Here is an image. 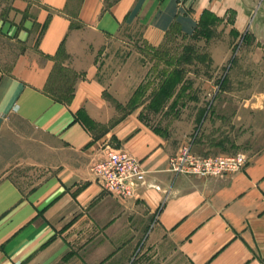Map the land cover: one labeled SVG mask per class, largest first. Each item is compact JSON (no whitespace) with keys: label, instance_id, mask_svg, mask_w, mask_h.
<instances>
[{"label":"crops","instance_id":"1","mask_svg":"<svg viewBox=\"0 0 264 264\" xmlns=\"http://www.w3.org/2000/svg\"><path fill=\"white\" fill-rule=\"evenodd\" d=\"M258 4L11 3L0 20V137L3 130L18 135L47 171L28 190L0 179V264H264V147L224 175L174 173L170 160L183 146L139 112L121 114L113 106L99 61L129 33L157 46L213 20L252 35L264 56ZM54 85L70 92L60 97ZM112 148L147 171V185L132 198L103 190L92 170Z\"/></svg>","mask_w":264,"mask_h":264},{"label":"rangeland","instance_id":"2","mask_svg":"<svg viewBox=\"0 0 264 264\" xmlns=\"http://www.w3.org/2000/svg\"><path fill=\"white\" fill-rule=\"evenodd\" d=\"M13 1L0 0V20ZM127 35L99 60L105 95L121 114L139 112L203 157H250L264 147V56L252 35L244 38L217 20L191 36L171 33L157 46ZM52 90L60 97L70 92ZM7 133L0 137V179L28 190L47 170L18 135Z\"/></svg>","mask_w":264,"mask_h":264},{"label":"built area","instance_id":"3","mask_svg":"<svg viewBox=\"0 0 264 264\" xmlns=\"http://www.w3.org/2000/svg\"><path fill=\"white\" fill-rule=\"evenodd\" d=\"M263 4L264 0H259L258 7ZM248 161L246 155L203 157L186 145L171 158L169 170L176 174L214 177L237 171ZM92 170L103 190L122 198L136 196L147 185V171L141 161L122 149H110Z\"/></svg>","mask_w":264,"mask_h":264}]
</instances>
